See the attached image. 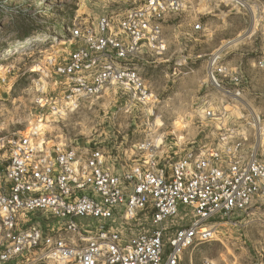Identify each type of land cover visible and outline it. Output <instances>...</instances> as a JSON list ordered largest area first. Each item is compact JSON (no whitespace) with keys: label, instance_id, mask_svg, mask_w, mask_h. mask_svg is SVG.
I'll return each mask as SVG.
<instances>
[{"label":"built area","instance_id":"built-area-1","mask_svg":"<svg viewBox=\"0 0 264 264\" xmlns=\"http://www.w3.org/2000/svg\"><path fill=\"white\" fill-rule=\"evenodd\" d=\"M132 1L122 13L67 19L60 41L72 49H53L32 68L39 110L63 118L110 88L130 103L152 102L136 62L165 52L162 21L184 4ZM253 66L264 69V58ZM247 83L239 64L220 51L209 57L206 87L217 95L200 106L217 121L216 141L192 144L171 162L150 153L119 168L96 145L40 144L34 128L0 137V264H181L187 249L217 238L218 225L264 200L260 147L224 122L244 109Z\"/></svg>","mask_w":264,"mask_h":264},{"label":"rangeland","instance_id":"rangeland-1","mask_svg":"<svg viewBox=\"0 0 264 264\" xmlns=\"http://www.w3.org/2000/svg\"><path fill=\"white\" fill-rule=\"evenodd\" d=\"M132 4V0L114 6L102 0H0V137L20 135L38 124L40 144L96 145L119 168L142 163L150 153L156 160L171 162L192 144L216 141L217 121L203 116L200 99L217 95L206 87V68L209 57L220 51L230 65H240L249 82L244 109L231 111L224 122L246 129L249 145L259 146L264 156V69L253 66L264 58V0H183L182 10L166 13L165 52L144 54L136 62L153 93L147 106L130 103L110 88L82 100L63 118L36 107L32 68L53 49H72L60 41L67 19L122 13ZM196 23L200 29H194ZM252 111L263 133L257 134ZM141 143L149 144L152 152L138 150ZM182 209L179 206L181 213ZM218 228L217 238L187 249L181 264H264V200Z\"/></svg>","mask_w":264,"mask_h":264},{"label":"bare ground","instance_id":"bare-ground-1","mask_svg":"<svg viewBox=\"0 0 264 264\" xmlns=\"http://www.w3.org/2000/svg\"><path fill=\"white\" fill-rule=\"evenodd\" d=\"M252 115H253V120H254V122H253V124H254V126H255V129L257 130V134H260V131H261V133H263L262 132V126L260 127V122H258L259 120H258V118H257V115H255L254 114V112L252 111ZM38 124H34L33 125V128L35 129V130H37V128H38ZM32 128V127H31ZM264 131V130H263ZM259 132V133H258ZM259 137V136H258ZM158 140V139H157ZM145 144V143H144ZM45 145H47V144H45ZM47 146H50V145H47ZM150 146V145H149Z\"/></svg>","mask_w":264,"mask_h":264}]
</instances>
